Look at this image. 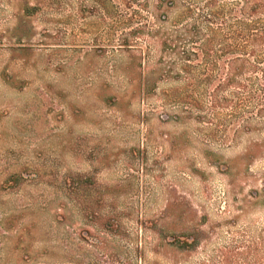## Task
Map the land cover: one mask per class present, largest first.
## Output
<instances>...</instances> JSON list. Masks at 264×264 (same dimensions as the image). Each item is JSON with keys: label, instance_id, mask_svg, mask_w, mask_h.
Listing matches in <instances>:
<instances>
[{"label": "rangeland", "instance_id": "374dc122", "mask_svg": "<svg viewBox=\"0 0 264 264\" xmlns=\"http://www.w3.org/2000/svg\"><path fill=\"white\" fill-rule=\"evenodd\" d=\"M218 1L0 0V264H264V40Z\"/></svg>", "mask_w": 264, "mask_h": 264}, {"label": "trees", "instance_id": "16d2710c", "mask_svg": "<svg viewBox=\"0 0 264 264\" xmlns=\"http://www.w3.org/2000/svg\"><path fill=\"white\" fill-rule=\"evenodd\" d=\"M232 1L235 2L234 6H236L238 13L243 18L240 24H244L247 27L246 30L255 31L254 35L249 36L248 39L263 38L264 40V27L258 28L260 24H264V0ZM174 4H178L181 7L182 18L191 20L190 23L187 22L185 24H213V20L217 17L215 14L218 15L217 11L223 10V5H220L218 0H170L168 3L167 0H159V5L164 8L167 7V9ZM192 30L195 31L196 27ZM192 55L195 56V54ZM190 57L189 55L187 59L183 58V60L189 61Z\"/></svg>", "mask_w": 264, "mask_h": 264}]
</instances>
